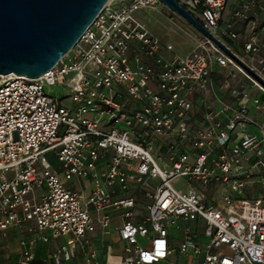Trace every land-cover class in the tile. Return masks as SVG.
I'll return each instance as SVG.
<instances>
[{
    "label": "built area",
    "instance_id": "1",
    "mask_svg": "<svg viewBox=\"0 0 264 264\" xmlns=\"http://www.w3.org/2000/svg\"><path fill=\"white\" fill-rule=\"evenodd\" d=\"M178 1L264 81V0ZM159 4L111 0L49 72L0 76V252L14 233L15 264L41 244L50 264H264V194L244 199L264 193V83L203 34L178 54L136 18Z\"/></svg>",
    "mask_w": 264,
    "mask_h": 264
},
{
    "label": "water",
    "instance_id": "2",
    "mask_svg": "<svg viewBox=\"0 0 264 264\" xmlns=\"http://www.w3.org/2000/svg\"><path fill=\"white\" fill-rule=\"evenodd\" d=\"M109 1L0 0V76L15 73L36 79L49 72L77 45ZM159 1L232 55L178 0Z\"/></svg>",
    "mask_w": 264,
    "mask_h": 264
},
{
    "label": "rangeland",
    "instance_id": "3",
    "mask_svg": "<svg viewBox=\"0 0 264 264\" xmlns=\"http://www.w3.org/2000/svg\"><path fill=\"white\" fill-rule=\"evenodd\" d=\"M129 2V1H127ZM136 18L145 24L153 33L164 38L167 42H171L175 46V51L178 54L186 55L199 48L202 41L201 33L192 25L176 13L170 11L162 4L154 8L141 9L136 12ZM246 82L238 81L235 85L241 89ZM46 92L52 96H58L64 99V104L72 105V100L66 97V91L61 86L48 87ZM186 180L175 184L178 190L186 187ZM198 190L203 192L209 199H221V193L212 186L197 185ZM264 193L259 189H249L244 194V199L254 200L259 198Z\"/></svg>",
    "mask_w": 264,
    "mask_h": 264
},
{
    "label": "crops",
    "instance_id": "4",
    "mask_svg": "<svg viewBox=\"0 0 264 264\" xmlns=\"http://www.w3.org/2000/svg\"><path fill=\"white\" fill-rule=\"evenodd\" d=\"M212 79H213V85H214L215 91H227L223 89V82L225 80L224 70L216 69L213 73ZM239 80L242 81L244 79L240 77L234 80L233 81L234 87H237V85L235 84ZM252 91H256V90L253 89ZM221 97H223V99H225V101L227 102H231L233 100L231 95L227 93H221ZM195 100H196V105H197V113L199 114L198 116L201 117L202 115H204L205 109L202 107V103L200 101L199 96H195ZM112 239L117 240L118 238L114 236ZM7 244L10 248H4L0 252V258L4 264H15L17 257H18V252H19V240L14 233H11V236ZM119 247H122V245L120 244ZM46 259H47V246L41 244L37 251L35 264H50L46 261ZM178 260L180 263L183 262V258L180 256L178 257Z\"/></svg>",
    "mask_w": 264,
    "mask_h": 264
},
{
    "label": "bare ground",
    "instance_id": "5",
    "mask_svg": "<svg viewBox=\"0 0 264 264\" xmlns=\"http://www.w3.org/2000/svg\"><path fill=\"white\" fill-rule=\"evenodd\" d=\"M111 1V0H110Z\"/></svg>",
    "mask_w": 264,
    "mask_h": 264
}]
</instances>
